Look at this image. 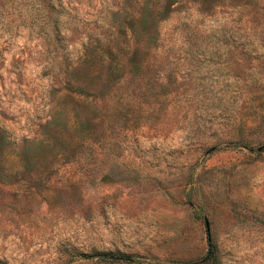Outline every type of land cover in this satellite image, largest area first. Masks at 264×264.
Instances as JSON below:
<instances>
[{
    "label": "rangeland",
    "instance_id": "374dc122",
    "mask_svg": "<svg viewBox=\"0 0 264 264\" xmlns=\"http://www.w3.org/2000/svg\"><path fill=\"white\" fill-rule=\"evenodd\" d=\"M60 1L55 31L33 24V0H0V129L11 140L0 155V262L112 264L84 256L104 251L136 260L116 264H211L213 243L220 264H264V0L175 2L148 66L125 65L111 91L121 121L107 117L114 126L92 137L71 124L73 143L58 138L23 170V138L42 137L69 94L52 75L85 43L135 42L117 24L139 0ZM153 104L164 107L145 110Z\"/></svg>",
    "mask_w": 264,
    "mask_h": 264
},
{
    "label": "trees",
    "instance_id": "16d2710c",
    "mask_svg": "<svg viewBox=\"0 0 264 264\" xmlns=\"http://www.w3.org/2000/svg\"><path fill=\"white\" fill-rule=\"evenodd\" d=\"M177 1L139 0L138 3H134L136 8H132L133 10L125 7L122 13V22L117 24V28L119 32L121 30V33L124 34L125 41H127L129 34L131 39L134 38L135 42L132 43L134 45L129 51L119 43L118 38L114 42L101 43L99 40L92 44L88 42L84 44L83 52L79 55L75 65L71 67L72 69L70 65H67L64 70L52 75L57 80L60 74L63 76L61 87L69 89V94L64 95L62 99L64 103L56 110V113L41 123L42 137L23 138L21 145L17 149V155L23 166V170L28 168L29 165L39 162L41 160V157H38L39 151L43 148H53L55 140L58 138L62 139L63 137L66 144L73 143L69 136L63 135L65 131L69 132L71 124H73L75 129L81 130L82 134H84L83 136L92 137L96 131L95 125L100 126L103 124V129L106 130V126H114L112 124L116 123V117L121 121L123 100L118 97L107 106L108 101L112 98L111 91L120 86L117 82L122 83V73L125 70V65L126 67L129 66L130 69L133 67L134 70L148 66L150 63L149 55L153 52L154 42L156 43L157 41L156 31L158 21L166 15L168 9ZM195 1L198 3L207 2L211 3L209 5H212L215 0ZM229 1H231L232 5L248 7L253 3L256 4L259 0ZM33 2L36 4L34 5L36 15L33 16V19L38 21L33 22V24L40 23L44 29H47L49 24H52L56 31V19L59 16V12H55L56 5H62V2L60 0L59 3L56 0H33ZM40 17L44 18L45 21ZM115 83H117L116 87H114ZM76 95H80L81 97H77ZM95 99H98L100 103L97 104ZM88 103H93L95 107L89 106ZM262 105L263 102L260 106ZM154 107V104L149 105L145 110H152ZM162 107L164 106L160 105L161 109ZM160 108L155 107L157 111H160ZM95 109L99 111L100 117L99 114H93ZM64 116L65 120H63ZM107 117L113 120L112 124H106ZM77 142H74V145L78 147L85 143L79 140ZM10 143L11 140L6 135V132L0 129V155ZM78 157L84 158V162L86 163L96 159L91 155L89 157L92 159L85 158L82 154H77L76 159ZM24 173L25 171L21 174L26 175ZM28 175L30 177L35 176L30 170H28ZM207 234L209 239L208 230ZM84 256L86 258L95 257L100 262L112 264H116L122 260L126 263L136 262L134 258L130 256L124 257L118 252L95 251L94 253L84 254ZM207 259L211 264H220L219 253L217 252L216 245L213 243H210L208 254L204 257V262ZM0 264L8 263L0 262Z\"/></svg>",
    "mask_w": 264,
    "mask_h": 264
},
{
    "label": "water",
    "instance_id": "95a60500",
    "mask_svg": "<svg viewBox=\"0 0 264 264\" xmlns=\"http://www.w3.org/2000/svg\"><path fill=\"white\" fill-rule=\"evenodd\" d=\"M206 224H207V222H206ZM207 230L209 231V227H208V224H207Z\"/></svg>",
    "mask_w": 264,
    "mask_h": 264
}]
</instances>
